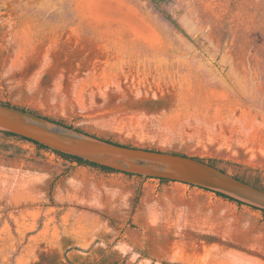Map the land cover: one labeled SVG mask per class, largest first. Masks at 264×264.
<instances>
[{"label": "rangeland", "instance_id": "374dc122", "mask_svg": "<svg viewBox=\"0 0 264 264\" xmlns=\"http://www.w3.org/2000/svg\"><path fill=\"white\" fill-rule=\"evenodd\" d=\"M0 102L264 174V0H0ZM0 143V264H264L260 210Z\"/></svg>", "mask_w": 264, "mask_h": 264}, {"label": "water", "instance_id": "95a60500", "mask_svg": "<svg viewBox=\"0 0 264 264\" xmlns=\"http://www.w3.org/2000/svg\"><path fill=\"white\" fill-rule=\"evenodd\" d=\"M0 131L121 173L218 192L264 210V191L189 156L107 143L41 116L0 104Z\"/></svg>", "mask_w": 264, "mask_h": 264}, {"label": "trees", "instance_id": "16d2710c", "mask_svg": "<svg viewBox=\"0 0 264 264\" xmlns=\"http://www.w3.org/2000/svg\"><path fill=\"white\" fill-rule=\"evenodd\" d=\"M159 1L161 0H154V5L155 7H158V3ZM0 104L2 105H5V106H9V107H14V106H11L10 104L8 103H1ZM15 108H18V107H15ZM22 111H26V112H30L34 115H37V116H41L43 118H45L46 120H49L51 122H54V123H57V124H60V125H63L67 128H70V129H73V127L71 125H68L62 121H59V120H56V119H53V118H50V117H46V116H42L40 115L39 113L35 112V111H31V110H28V109H25V108H18ZM76 131L80 132V133H83L82 131L78 130V129H75ZM85 134V133H84ZM0 137L1 138H16V139H19V140H22V141H26V142H30L32 144H34L37 148L41 149V150H45V151H49L59 157H61L63 160L65 161H68V162H75L78 166H87V167H93V168H98L102 171H105L107 173H121V172H118V171H115L113 169H110V168H107V167H103V166H100V165H97L95 163H92V162H89V161H86V160H83V159H80V158H77V157H73V156H70V155H67V154H63L61 152H58V151H54V150H51L39 143H36V142H33L25 137H22V136H19V135H16V134H13V133H9V132H3V131H0ZM94 137V136H92ZM96 139H99V140H102L104 142H107V143H112V144H115V145H120V146H125V147H132L130 145H122L120 143H116V142H112V141H109V140H104V139H101V138H97V137H94ZM0 147H3L5 149H8L9 147L8 146H5L4 144L0 143ZM154 151V150H153ZM171 154H176V155H181V156H186L184 154H179V153H171ZM193 159L195 160H198L202 163H205V164H208L216 169H219L221 170L222 172H225V173H228V168H230L232 170V173L231 175L238 179L239 181H242L256 189H260L262 191H264V181H263V173L261 171H258V170H255V169H252V168H249L247 166H244L242 164H238V163H233V162H227V161H223V160H218V159H200V158H197V157H192ZM126 176H136L138 178H143L141 176H138V175H133V174H129V173H122ZM160 182H170L168 180H165V179H158ZM189 186H192V185H189ZM193 187V186H192ZM202 189V188H201ZM205 190V189H204ZM208 191V190H207ZM215 195L219 196V197H222V198H225L229 201H232V202H235L237 203L238 205H247V204H244L238 200H235L229 196H226L224 194H221V193H218V192H213ZM140 195V190H138V195L137 197L134 199L133 201V207L136 206L137 202H138V197ZM249 206V205H247ZM252 207V206H250ZM253 209H256V210H260L262 213H264V210H261V209H258V208H255V207H252Z\"/></svg>", "mask_w": 264, "mask_h": 264}]
</instances>
